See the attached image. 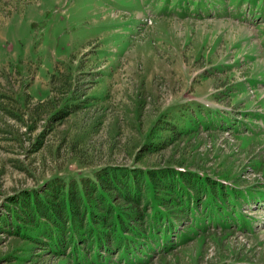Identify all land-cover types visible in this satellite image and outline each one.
<instances>
[{
    "label": "rangeland",
    "instance_id": "rangeland-1",
    "mask_svg": "<svg viewBox=\"0 0 264 264\" xmlns=\"http://www.w3.org/2000/svg\"><path fill=\"white\" fill-rule=\"evenodd\" d=\"M260 119L264 0H0V264H264ZM206 192L166 248L95 258L111 213Z\"/></svg>",
    "mask_w": 264,
    "mask_h": 264
},
{
    "label": "trees",
    "instance_id": "trees-1",
    "mask_svg": "<svg viewBox=\"0 0 264 264\" xmlns=\"http://www.w3.org/2000/svg\"><path fill=\"white\" fill-rule=\"evenodd\" d=\"M184 180H186V179H184ZM152 181H155L156 183H158V176H154L152 178ZM175 181H177V180H176V178L173 177V174H169V175L165 176V184H167V183L174 184ZM198 183L203 184V182H201V180H198ZM190 185H191L190 182H185L184 188L186 189V186H190ZM125 188L127 189L128 187L125 186ZM223 190L225 191L227 189L225 187H223ZM206 194H207V192L201 196H196L194 200H192V198H190V196L186 194L184 204L177 203L173 207L165 206L163 208H161V206L159 205L160 203H162V200L155 198V200H156V202L154 201L155 205H149L148 207L151 208L154 212L156 211L155 215H158L159 218L155 219L151 224L148 223L149 221H146L147 216L145 213H143V211L140 209V206H139L136 210L140 212V216L132 215V217L140 218L143 224L145 223V221L147 222L145 225H143L141 230H139L137 227H134V226L129 227V224H126L127 222L124 223V227H123L121 221L117 219V218H119L118 213H111V215L109 216V220H112V221H110V224H109V231H111V237L110 238H108V237H105V238L96 237L93 240L95 242H90V244H89L90 246H93L92 250L95 253V255H94L95 258L100 259V260L105 259V256L102 255V253L100 254V250L102 249V251L105 254L109 255V253L114 252L116 255H119L118 257L122 261H125V257H126V256H124L125 253H127L128 256L137 255L138 250L142 251L144 249V247H142V243H146L148 239L150 240L151 237L148 235H155V234L157 235L158 238H160V240L157 241V243L159 244L157 247L158 248L161 247L163 249L166 248L167 246H164V245L166 243L168 244V242L170 241V238L168 239V237H167V230L169 228L175 226L174 221L177 220L178 216H180V214L183 213V211L186 215V214H188V212H191L192 206H195L196 208H198L201 205H203L206 198H207V200H210L214 196L213 194H209L207 197ZM151 196H154V195L151 193ZM142 201L144 203H146L147 199H144ZM157 203H159V204H157ZM223 204H224L223 201L219 200V203H217V204L214 203V207L216 205V208H220V207L222 208ZM60 206L62 209L64 208L63 200L61 201ZM232 210H234V209H232ZM214 212L215 211H213V213ZM217 212L219 214H221V212H219V211H217ZM43 218L47 222L51 223L52 228L51 227L50 228L53 230V233H55L56 235H59V236L62 235L63 230L60 226L61 225L60 221H58L55 217H53L49 213H45ZM101 220H105V218L99 219V220L94 219V221H101ZM213 220L215 221L214 222L215 224L221 225L220 220L215 219V217H213V215H212L211 221H213ZM203 221L204 220H202V219H194L193 220L192 225H194V227L197 229L196 231H203L206 228V227L203 228V227H197L196 226L197 224H200ZM117 228H120L119 230L129 229L134 237H136L138 239L141 238V239L140 240L130 239V238H127V236H125V235H124V237L122 235L114 236L113 234L117 231ZM109 233L110 232H105V234L102 233V234H98V235H106ZM45 237L53 240V237L51 236V234H46ZM157 237H156V239H157ZM76 240H79V241H81L80 243H82L83 236L79 235V238L76 237ZM107 241L109 242L108 245H106ZM130 244H133V245H130ZM148 245H151L150 242L148 243ZM71 247H72V254H75L76 249H79L78 245H72Z\"/></svg>",
    "mask_w": 264,
    "mask_h": 264
}]
</instances>
